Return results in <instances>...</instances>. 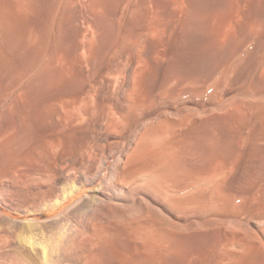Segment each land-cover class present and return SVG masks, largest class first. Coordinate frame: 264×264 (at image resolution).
<instances>
[{
    "label": "bare ground",
    "instance_id": "1",
    "mask_svg": "<svg viewBox=\"0 0 264 264\" xmlns=\"http://www.w3.org/2000/svg\"><path fill=\"white\" fill-rule=\"evenodd\" d=\"M15 1L0 264H264V0Z\"/></svg>",
    "mask_w": 264,
    "mask_h": 264
},
{
    "label": "rangeland",
    "instance_id": "2",
    "mask_svg": "<svg viewBox=\"0 0 264 264\" xmlns=\"http://www.w3.org/2000/svg\"><path fill=\"white\" fill-rule=\"evenodd\" d=\"M2 1L5 2V4ZM2 1H0V4L2 3V4H4V6L9 4L8 6H5L6 8L8 7L9 9L7 8V10H8L7 11L6 8L1 4V7L5 8V9L2 8L4 10L3 14H5V15H3L1 13L2 12L1 9H0V15H3L5 19H6L5 16H7V19H9V20L11 19L10 21H13V19H14V21H16L17 13H18V11H20L19 8L17 7V2L15 0H11V1L10 0H8V1L2 0ZM54 1L55 0L47 2L45 0V3H47V5L48 4L50 5V3H53L54 8H52V9L54 10V9L58 8V6H56V4L59 5V3H60V2L58 3V0L56 3ZM50 7H52V5H50ZM6 12H7V14H6ZM8 13H9V16H8ZM220 16H221L220 17V20H221V18H223V15H220ZM226 16L227 17L230 16V13L228 15L226 14ZM4 18L1 19L2 21L0 20V22L3 23V25L0 24L1 25L0 27L3 26L2 29H4L5 25H8L7 19H6V21H7L6 22ZM221 30H222V28L220 27L219 33H222ZM231 36H233V35H231ZM2 79H3V81L0 80V82L5 83L4 77ZM3 83H0V84L2 85ZM5 85L3 84L2 85L3 87L2 88L0 87L1 88L0 89L1 90L0 91L1 92L0 98H2L1 94L4 95L7 92V90H6L7 87ZM12 132H13V129L11 131H9L8 134L10 137L7 139V141L3 145L1 144V146H0V226H2L1 221L3 222L4 219H2V218H4V216H5V218L7 216L12 217V218L18 217V219H22V220L26 219V218H33L35 216V215H25L24 213H20L19 211H17V209L15 208V206L13 204L14 203L13 199L11 197L14 193H18L20 191L21 187L24 186V184H25V180L23 181V179H11L8 177V174L12 175L14 172L18 173L15 170L16 164L14 163V160L17 157V155L24 154V148H25V146L20 145L19 143H17L15 140H13L11 138ZM88 192H90L89 187H88L87 191L82 192V196L86 195ZM75 201H76V199L72 200L70 204H72ZM40 215L44 216L43 213H40Z\"/></svg>",
    "mask_w": 264,
    "mask_h": 264
}]
</instances>
